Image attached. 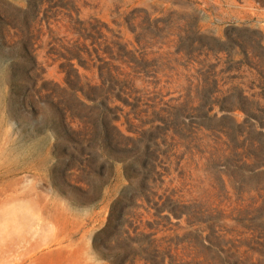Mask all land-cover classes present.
<instances>
[{
  "label": "rangeland",
  "instance_id": "rangeland-1",
  "mask_svg": "<svg viewBox=\"0 0 264 264\" xmlns=\"http://www.w3.org/2000/svg\"><path fill=\"white\" fill-rule=\"evenodd\" d=\"M232 30L264 46V0H0V264H264V167L252 171L264 161V81L248 66L220 75L224 93L240 85L259 102L238 145L247 173L236 183L209 165L208 133L191 146L176 137L156 197L128 200L141 170L129 150L167 106L198 103L184 43ZM205 59L230 67L226 54ZM108 71L127 89L105 115ZM168 198L178 217L159 213ZM114 205L124 229L104 232Z\"/></svg>",
  "mask_w": 264,
  "mask_h": 264
},
{
  "label": "trees",
  "instance_id": "trees-1",
  "mask_svg": "<svg viewBox=\"0 0 264 264\" xmlns=\"http://www.w3.org/2000/svg\"><path fill=\"white\" fill-rule=\"evenodd\" d=\"M211 40V42H206L203 37L199 36L196 39H188L184 43L187 45L183 54L184 59L187 63L198 64L200 67L198 73L201 76V82L196 90L198 103L195 104L192 101H188L175 107L167 106V110H163L165 115L153 118L149 123L152 128L141 134L134 149L128 152L131 155L129 159L137 162L139 167H141V170L134 176V183L132 182L130 185L131 191L136 193V195L134 197L131 196L128 200L134 207L140 199L146 200L156 197L157 184H163L159 170L169 161V155L176 146L172 140L176 137H178L180 142L183 141L191 146L193 143L199 144L200 132L208 133L209 138L217 146L210 153L209 165L213 166L215 171L224 170V175L236 183L235 176H242L247 173L248 157L245 156V153H240L242 148L238 145L242 144L240 139L243 138L248 122L253 124L251 128L257 130L255 122L257 114L252 107H259V102L254 100L257 95L249 97L240 85L232 86L224 93L223 88L220 86V75L227 73L231 75L233 69L240 71L242 67L248 66L254 69L261 80L264 81V53H261V51H264L262 37L258 33H246L243 35L232 30L225 41L220 39ZM236 52H239L242 57L239 61H235ZM221 54L227 55V63L230 65L226 71L217 72L218 64H208L207 59L202 60L203 57L209 55L218 57ZM145 73L147 77L153 78L155 76L154 71ZM102 78L104 87L108 85V89L102 95L101 104L105 105L103 114L108 115L112 113L108 103L114 97L121 98L122 95H125L127 87L124 81L121 82L117 78L115 79L111 71H108L106 76H102ZM235 78V76L227 77L228 80H234ZM259 87L264 93V86L260 85ZM117 89L118 92H116ZM263 93L259 96H264ZM135 101H137L135 104L137 107L139 99H135ZM216 107L219 109L218 112ZM257 111L261 112L260 109ZM236 112H243L246 115L243 123L234 121L233 116ZM106 118L108 119V117ZM115 120L113 119L111 122L103 120L105 128L116 130L115 126H113ZM215 122L218 125L213 127ZM170 133L172 134V139L168 141ZM105 139L109 147L114 145V140L110 136ZM230 147L233 148L231 150L233 153L230 152L224 157L227 150L222 149L227 148L230 150ZM220 152L223 153V157L219 155ZM219 157L221 158L218 160ZM262 167H264L263 160L259 161L258 166H255L252 171L255 172ZM115 206L117 205L112 207L104 232L108 230L116 232L124 229L121 216L117 218L120 213ZM179 207L180 203L168 198L159 213L166 211L178 217ZM153 209L159 210V204L154 203Z\"/></svg>",
  "mask_w": 264,
  "mask_h": 264
},
{
  "label": "bare ground",
  "instance_id": "bare-ground-1",
  "mask_svg": "<svg viewBox=\"0 0 264 264\" xmlns=\"http://www.w3.org/2000/svg\"><path fill=\"white\" fill-rule=\"evenodd\" d=\"M19 264H27V262H20ZM28 264H33V263L32 262H29Z\"/></svg>",
  "mask_w": 264,
  "mask_h": 264
}]
</instances>
